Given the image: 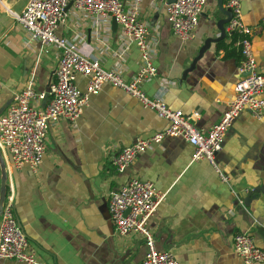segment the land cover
<instances>
[{
	"label": "crops",
	"instance_id": "0c3cea01",
	"mask_svg": "<svg viewBox=\"0 0 264 264\" xmlns=\"http://www.w3.org/2000/svg\"><path fill=\"white\" fill-rule=\"evenodd\" d=\"M216 1L205 0L193 37L185 43L172 36L161 6L146 0L139 6L147 38L155 42L156 68V77L141 84L140 90L151 97L160 82H167L164 104L190 116L191 124L202 131L219 120L238 80L237 63L216 50L217 42L183 75L204 40L219 36L215 23L223 16ZM25 2H0V116L28 79L32 78L35 92H46L56 66L55 50L30 39L10 16L9 12L19 13ZM222 8L226 9L225 0ZM66 13L57 36L69 40L78 35L82 53L97 59L101 69L116 70L125 81L134 76L137 52L132 45L123 49L117 26L112 31L111 21L75 13L70 5ZM240 13L251 32L256 68L264 74V0H242ZM220 41L229 44L230 36ZM74 85L81 91L85 78L76 76ZM165 126L153 111L104 85L89 98L73 127L64 120L49 124L36 170L25 166L15 170L5 163L15 219L38 260L139 264L146 251L141 236L115 235L107 213L109 193L130 178L149 182L164 194L148 229L155 249L169 252L178 264H241L231 249V239L238 233H247L264 251V122L247 112L232 121L214 157L228 185L218 181L206 160L190 162L191 148L179 138H164L137 156L122 174L114 172L111 158L119 149ZM0 264L22 263L0 260Z\"/></svg>",
	"mask_w": 264,
	"mask_h": 264
},
{
	"label": "built area",
	"instance_id": "2783aa9c",
	"mask_svg": "<svg viewBox=\"0 0 264 264\" xmlns=\"http://www.w3.org/2000/svg\"><path fill=\"white\" fill-rule=\"evenodd\" d=\"M142 0H26L19 13L9 12L30 39L42 48L52 47L56 52V66L46 92H35L32 78L24 89L16 94L0 116V155L8 167L20 169L25 166L34 171L40 165L44 154V140L51 122L64 120L72 127L91 96L102 86L123 91L142 108L155 113L166 126L145 139H136L130 145L119 149L111 158L116 174H122L137 156L164 138H179L191 148L190 162L206 160L221 184L228 185V178L214 164L215 155L221 150L222 140L232 121L241 112H247L258 121L264 122V74L255 65L251 52L250 29L241 19L242 0H225V7L231 17L224 28L225 35L236 33V45L241 60L237 65L238 80L234 85V97L219 120L208 130L196 129L191 117L179 110L169 109L163 102L168 88L165 81L159 83L156 93L147 97L140 85L156 77L154 66L155 42L147 38V28L139 19ZM153 6H161L170 32L179 42L192 39L198 19L203 12L205 0H146ZM71 6L75 13L95 20L115 22L123 49L132 45L138 58V69L134 76L125 81L116 70L101 69L98 60L83 54L82 38L78 35L63 39L56 31L66 19V8ZM264 24V15L261 18ZM85 78V85L79 91L74 80ZM44 102L38 107V102ZM5 172L6 165H5ZM164 194L154 186L135 178L126 180L117 190L109 193L107 213L114 234L129 233L141 236L146 248L139 264H178L165 251L155 249L148 229V220L153 215ZM127 211L126 214H124ZM233 254L241 264L264 263V251L257 248L247 233H238L231 239ZM0 260H11L22 264H46L38 260L30 250L27 239L20 230L13 213V190L6 186L0 211Z\"/></svg>",
	"mask_w": 264,
	"mask_h": 264
},
{
	"label": "water",
	"instance_id": "95a60500",
	"mask_svg": "<svg viewBox=\"0 0 264 264\" xmlns=\"http://www.w3.org/2000/svg\"><path fill=\"white\" fill-rule=\"evenodd\" d=\"M172 1L173 0H169V2H172ZM0 2H1V0H0ZM216 5H217L218 12L223 16V19H220V20L216 21V23H215V28L218 31L219 36L215 39L207 38L206 40H204V42L202 43L200 48L197 50L196 56L192 59L188 68L184 71L183 75H186L188 72H190L194 68L195 63L202 56V54L209 48L210 44H213V43L215 44L216 42L222 40L225 36L223 26L228 23V21L231 17V14H230L228 9L224 10L222 8V0H217ZM115 26H116L115 22L112 19L111 20L112 31L115 30ZM43 106H44V104H42V107ZM5 189H6L5 164H4V161L0 155V211H1V204H2L3 199H4ZM126 213H127V211L124 214H126Z\"/></svg>",
	"mask_w": 264,
	"mask_h": 264
},
{
	"label": "trees",
	"instance_id": "16d2710c",
	"mask_svg": "<svg viewBox=\"0 0 264 264\" xmlns=\"http://www.w3.org/2000/svg\"><path fill=\"white\" fill-rule=\"evenodd\" d=\"M237 38H240L236 33H232L230 35V42L229 44H224L223 41H219L216 43V50L223 51L224 58H231L233 59L237 65L241 60L240 50L239 47L236 45ZM235 45L236 47H233Z\"/></svg>",
	"mask_w": 264,
	"mask_h": 264
}]
</instances>
